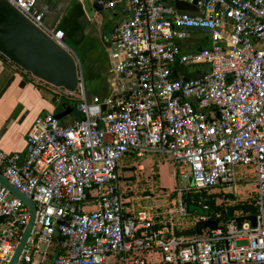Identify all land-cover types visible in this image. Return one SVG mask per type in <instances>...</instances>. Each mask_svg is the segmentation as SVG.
Returning <instances> with one entry per match:
<instances>
[{
    "label": "built area",
    "instance_id": "2783aa9c",
    "mask_svg": "<svg viewBox=\"0 0 264 264\" xmlns=\"http://www.w3.org/2000/svg\"><path fill=\"white\" fill-rule=\"evenodd\" d=\"M6 1L79 68L62 29L33 9L36 0ZM122 1L98 0L105 8ZM124 1L107 52L109 94L86 96L79 68L76 90L60 95L77 103L80 117L37 115L22 152L0 149V174L34 204L13 264H264V0H179L196 15L178 14L175 0ZM202 39L207 46L194 48ZM201 61L208 69L189 75L187 66ZM146 148L167 152L176 176L190 183L162 194L163 211L124 201L118 160ZM210 187L250 198L238 203L253 207L252 221L226 217L224 205L176 230L172 214L185 215L177 195ZM28 216L0 185V264ZM212 217L214 227L194 231Z\"/></svg>",
    "mask_w": 264,
    "mask_h": 264
},
{
    "label": "rangeland",
    "instance_id": "374dc122",
    "mask_svg": "<svg viewBox=\"0 0 264 264\" xmlns=\"http://www.w3.org/2000/svg\"><path fill=\"white\" fill-rule=\"evenodd\" d=\"M126 2L123 0L120 3H116L109 8L103 7L100 11L95 12L91 17L82 16L78 21L79 31L81 32L80 37L72 34L67 25L68 16L63 18V22L58 24L64 33V43L69 47L75 54L78 62L79 68L82 74L84 88L88 92H96L105 96L108 93V83L106 77H110L111 74H108L106 71L110 66V61L108 59L107 53L105 52V47L110 44V36L112 35V30L118 22L120 16V11H123V6ZM76 8V7H75ZM73 9L72 14L78 8ZM95 22V23H94ZM99 25V26H98ZM98 26V27H97ZM204 32V31H203ZM207 39H202L200 41L194 42V48H204L207 46ZM187 69L189 75H195L201 73L208 69V65L204 62H197L193 65H188ZM50 91H47L44 95V98L49 102H53V113L58 112L59 105L55 101V97L59 98V101L62 100L60 95L61 88L51 87ZM53 92V93H51ZM110 92V91H109ZM97 94V95H98ZM75 96V95H74ZM75 99V98H73ZM71 111L69 112L70 118H79L80 112L78 111L75 101H68ZM134 150L124 153L118 160V169L121 171L122 168L130 167V170H123L121 174L128 176H135V180L125 183L121 179V185L124 186V183L128 187V191H132V195L124 199V201H131L136 199V203L145 205L146 207L153 208V206H159L158 211H163L165 204L161 201V196L166 191H176L179 188L184 189L185 186H188L190 183L187 180H180L176 176L175 166L173 165L170 155L165 151H142L141 156H135ZM140 166V167H138ZM250 188V186H249ZM124 189V187H123ZM127 191V192H128ZM147 191L148 195L143 196L142 192ZM126 192V193H127ZM183 192V191H182ZM229 192H235L232 188H218L210 187L204 190H201L197 193L196 196H192L193 192L184 191L180 195H177V198L182 200L183 208L185 215L180 218L178 213L172 214V222L174 224L186 221L192 222L195 217H197L199 211L201 210V203H207L206 195H212V203L209 206L210 209L214 210L215 207L221 205H235L243 204L238 203L243 201L247 203L249 199H238L234 197L233 199H227L224 194ZM204 194V195H202ZM140 198V200H138ZM154 210V209H153ZM220 210L213 211V213H219ZM234 214L242 215L247 220L252 221V216L247 212H242L239 209H233ZM160 219H167L164 214L160 216ZM216 219L214 217L199 220L194 223V231L198 233L202 228H212L215 226ZM184 226L176 224V230L184 232ZM189 230V229H188ZM187 231V229H185ZM53 247L49 249V252H52ZM155 257V256H153ZM108 262H106L107 264Z\"/></svg>",
    "mask_w": 264,
    "mask_h": 264
},
{
    "label": "water",
    "instance_id": "95a60500",
    "mask_svg": "<svg viewBox=\"0 0 264 264\" xmlns=\"http://www.w3.org/2000/svg\"><path fill=\"white\" fill-rule=\"evenodd\" d=\"M75 7H80L88 17H91L93 13L102 9V5L98 0H36L33 9L41 13V19L47 26L51 27L57 23V27L59 28L58 24L63 22L62 20L65 16L69 17ZM174 7L178 14L185 13L196 15V13L192 11L193 7L182 1L175 0ZM63 34L65 36L64 31ZM0 57L13 64L15 67H18L20 70L28 72L33 77L53 87L62 88L69 92H74L76 90L79 68L73 56L55 43L47 34L36 27L6 0H0ZM1 69L0 67V70ZM14 79L15 75L11 73L0 88V101H3L2 104H0V132H2L10 122L17 121L18 123L19 120L21 105L18 102L10 105V100H5V96L9 93V88ZM18 85L19 87L23 86L24 81L19 80ZM89 94H96V92L86 91V96H89ZM103 107L104 105L102 104L101 109H103ZM70 111L71 108L65 106L64 109L56 112L53 116L60 119ZM146 150L157 151V149L153 148H146ZM123 170H130V168L125 167L121 169V171ZM0 185L27 206L29 212L27 223L19 236L11 257L6 263L13 264L32 227L34 204L30 197L25 196L17 190L1 174ZM129 195L130 193L127 192L125 197H129ZM142 195L146 196L148 192L143 191ZM196 195L197 194H192V196ZM212 197V195L205 196L207 199V203L205 204L207 206L211 205ZM227 198L233 199V195L227 194ZM123 204L125 205L127 203L125 202ZM219 208L220 207H215L214 210L209 207L201 208L198 215L209 216L213 211H218ZM233 209H239L245 212L254 211L253 207L249 204L228 205L225 207V216L229 217Z\"/></svg>",
    "mask_w": 264,
    "mask_h": 264
},
{
    "label": "crops",
    "instance_id": "0c3cea01",
    "mask_svg": "<svg viewBox=\"0 0 264 264\" xmlns=\"http://www.w3.org/2000/svg\"><path fill=\"white\" fill-rule=\"evenodd\" d=\"M122 9L123 11H120V16L118 19L127 14L125 5ZM82 16L87 15L80 7L76 11H74L73 14L71 13L67 19V25L69 28V30L67 31L72 30V34L77 35V33L80 32V27H78L77 24ZM80 35L81 32L77 35V37H80ZM0 67L2 68L0 70V88L3 85L5 79H7L11 75V73H14L15 75V79L11 83V86L9 88L10 94L7 93V95L5 96V100H10V105H13L16 102L21 105L18 123L17 121H12L2 132H0V149L4 152H22L24 149L25 132L34 117L46 112L55 114L52 111L53 102H49L44 98V95H46L45 93L47 91H50V88L52 86L33 77L28 72L20 70L18 67H15L4 58H0ZM19 80L24 81V85L21 87H19L18 85ZM109 91L110 87L108 84V93ZM98 95L101 98L104 97L102 96V94ZM55 101L58 103L60 107L58 111H60L62 108L61 100L59 101V98L55 97ZM2 102L3 101H0V104H2ZM129 168L131 169V166ZM226 206H228V204ZM219 210L221 211V209Z\"/></svg>",
    "mask_w": 264,
    "mask_h": 264
},
{
    "label": "flooded vegetation",
    "instance_id": "af4514ba",
    "mask_svg": "<svg viewBox=\"0 0 264 264\" xmlns=\"http://www.w3.org/2000/svg\"><path fill=\"white\" fill-rule=\"evenodd\" d=\"M102 8H103V6H102ZM99 26V25H98ZM97 26V27H98ZM115 26H116V24H115ZM114 26V27H115ZM110 43H111V36H110ZM110 45V44H109ZM106 49H105V52L107 53L108 52V46H106L105 47ZM107 56H108V54H107ZM0 58H2V57H0ZM120 179L123 181V182H125V183H128V182H131V181H134L135 180V176L134 175H132V176H128V175H124V174H121L120 173ZM124 183V187L126 188V192L128 191V187H127V185ZM128 193H130V195L129 196H131L132 195V191L130 190V191H128ZM227 205V204H226ZM219 209H221L222 207H223V205L221 204V205H219Z\"/></svg>",
    "mask_w": 264,
    "mask_h": 264
},
{
    "label": "trees",
    "instance_id": "16d2710c",
    "mask_svg": "<svg viewBox=\"0 0 264 264\" xmlns=\"http://www.w3.org/2000/svg\"><path fill=\"white\" fill-rule=\"evenodd\" d=\"M195 48H196V47H195ZM61 105H62V106H64V105H65V106H69V103L61 102ZM69 107H70V106H69Z\"/></svg>",
    "mask_w": 264,
    "mask_h": 264
}]
</instances>
